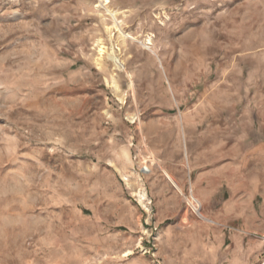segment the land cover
Wrapping results in <instances>:
<instances>
[{
	"label": "rangeland",
	"instance_id": "rangeland-1",
	"mask_svg": "<svg viewBox=\"0 0 264 264\" xmlns=\"http://www.w3.org/2000/svg\"><path fill=\"white\" fill-rule=\"evenodd\" d=\"M159 111L225 118L259 150L244 160L251 229L207 222L195 193L192 215L189 178L181 224L148 198L124 206L148 167L137 131ZM107 226L132 238L113 246ZM229 232L238 264H264V0H0V264H229L201 247Z\"/></svg>",
	"mask_w": 264,
	"mask_h": 264
},
{
	"label": "crops",
	"instance_id": "crops-1",
	"mask_svg": "<svg viewBox=\"0 0 264 264\" xmlns=\"http://www.w3.org/2000/svg\"><path fill=\"white\" fill-rule=\"evenodd\" d=\"M158 113L157 121H152L142 126L141 131H137V146L147 158L148 167L141 170L142 184L134 182L131 192H124V206L129 210L133 209V205L139 209L134 198H137L140 204L145 203L148 198V202L150 199L154 202L158 223L176 218L181 224L185 218L182 212V190L187 189L189 178L191 192L202 199L207 207V213L212 220L207 222L213 225L217 223L222 230L227 227L240 231L251 229L245 220L246 213H253L245 206L248 199L253 201L255 193L254 185L249 184L253 182L252 170L246 167L244 160L258 158L259 150L255 151L252 144L250 148L242 149L236 133L231 132L232 129L225 118L222 121H211L207 125H190L188 121L182 120L179 124L177 120L178 117L188 118L187 115L168 114L163 111ZM250 204L253 206V202ZM121 228L111 232V227H101L99 232L109 234L108 238L113 246L118 241L127 245L133 230H128L127 233L126 227ZM163 229L162 235L167 236L169 229ZM221 235H225L223 231ZM78 239L83 244L86 237L80 234ZM204 240L201 244L202 251L206 255H212L213 260L225 249L224 261L238 264L240 259V262H243L244 241L241 232H229L228 243L224 238H220L216 246L211 240ZM93 253L91 256L97 255L96 250ZM161 254L165 257L163 252ZM195 261L194 254L192 264H195Z\"/></svg>",
	"mask_w": 264,
	"mask_h": 264
},
{
	"label": "built area",
	"instance_id": "built-area-1",
	"mask_svg": "<svg viewBox=\"0 0 264 264\" xmlns=\"http://www.w3.org/2000/svg\"><path fill=\"white\" fill-rule=\"evenodd\" d=\"M185 201L186 207L188 208L189 212L192 215L200 218L202 216L203 208L199 200L196 199L195 196L190 193L188 196L185 197Z\"/></svg>",
	"mask_w": 264,
	"mask_h": 264
},
{
	"label": "bare ground",
	"instance_id": "bare-ground-1",
	"mask_svg": "<svg viewBox=\"0 0 264 264\" xmlns=\"http://www.w3.org/2000/svg\"><path fill=\"white\" fill-rule=\"evenodd\" d=\"M103 2H108V0H103ZM134 118L131 117V120H133ZM170 177V176H169ZM171 178V177H170ZM172 180V179H171ZM176 186V185H175ZM178 186V185H177ZM179 187V186H178ZM179 190V189H178ZM183 193V192H182ZM193 195V192H190ZM201 219L204 218V215L202 214V216L200 217Z\"/></svg>",
	"mask_w": 264,
	"mask_h": 264
}]
</instances>
